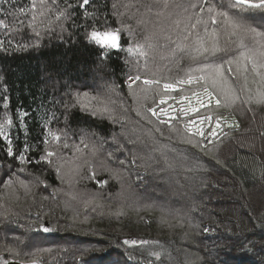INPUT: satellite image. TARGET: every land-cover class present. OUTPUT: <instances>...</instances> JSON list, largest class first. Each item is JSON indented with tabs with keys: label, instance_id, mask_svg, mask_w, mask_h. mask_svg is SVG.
Segmentation results:
<instances>
[{
	"label": "snow or ice",
	"instance_id": "obj_1",
	"mask_svg": "<svg viewBox=\"0 0 264 264\" xmlns=\"http://www.w3.org/2000/svg\"><path fill=\"white\" fill-rule=\"evenodd\" d=\"M0 16L4 17L0 19L3 37L0 54L5 56L38 49L45 37L50 40L55 34L66 45L81 39L90 51L99 53L101 61L122 52L134 57L136 74L127 75L125 84L127 95L135 104L132 111L138 118L135 121L130 118V108L115 83H105L94 92L69 86L59 99L48 101L53 105L51 109L41 105L44 131L40 141L33 145L25 139L23 147L14 151L10 132L13 128H23L27 136L24 120L29 113L16 109L14 122L7 85L3 84L5 78L0 75V84L5 89L0 106V137L6 142L5 155L19 164L18 168L3 165L8 171L0 180V227L23 230V236L0 238V264H39L41 254L51 249L36 247L29 232L52 231L51 221L61 219L59 212H71L65 223L70 221L73 226L88 220L87 215L80 219L81 207L86 212L95 213L98 209L102 212L106 205L101 198H113V193L107 192L109 180L119 183L115 197L131 205L139 204L141 197L131 187V175L138 185L145 183L146 178L155 179L173 191L179 207L163 198L143 205V210L160 213L157 220L162 226L187 228L186 239L192 230L214 231L211 226L201 228L193 222L194 214L200 213L203 206L200 202L203 196L198 197L197 193L210 186L205 179L209 170L204 161L226 167L217 158L219 147L232 129L239 128V121L229 122L220 110L239 108L255 115L254 108H264V0H151L147 3L144 0H28V3L0 0ZM151 17H155V22ZM125 19L135 20L137 26L144 27L142 43L136 41L132 25L124 23ZM254 20L259 23L250 22ZM25 33L28 39H24ZM123 36L128 38L127 47L122 43ZM160 49L166 50L171 62L163 71L170 73L174 67L183 72L182 77L162 76L160 68L153 70L149 66V54ZM173 79L174 82L162 83ZM185 86L190 91H185ZM178 87L185 94L179 96L180 106L174 108L168 101L176 100L172 92ZM149 100L152 106L148 105ZM56 108L63 114L62 129L51 127L61 120ZM74 111L118 124L121 130L106 140L95 132L72 129L69 121ZM93 137L94 141L86 142ZM109 141L113 148L105 147ZM53 147L56 150H51ZM34 149L37 150L35 157L29 155ZM65 150L72 153L71 158L65 155ZM213 152L217 155H210ZM117 154L123 158L118 159ZM33 164H44L54 171L62 187L52 189L39 176L27 172V166ZM112 164L118 166L112 167ZM177 173L183 174L184 183H179ZM24 174L30 179H23ZM101 174H107L108 179ZM260 179L264 180V168L260 170ZM88 182L94 183L97 190L90 191ZM65 184L76 190L65 192ZM41 186L51 191L49 196L37 199L36 190ZM77 186L81 187L77 189ZM59 193L66 197L62 206L57 200ZM29 198L31 203L25 206L22 200ZM32 208L38 210L33 213ZM111 214L123 216L125 213L120 208ZM33 220L40 222L38 229L33 227ZM153 243L124 238L121 254L126 261H131L127 246ZM89 250L80 251L83 254ZM162 254V251H153L150 256L159 260ZM135 264H144V260L137 259ZM185 264H203V261L195 253H189Z\"/></svg>",
	"mask_w": 264,
	"mask_h": 264
},
{
	"label": "trees",
	"instance_id": "obj_2",
	"mask_svg": "<svg viewBox=\"0 0 264 264\" xmlns=\"http://www.w3.org/2000/svg\"><path fill=\"white\" fill-rule=\"evenodd\" d=\"M74 2V0H70ZM144 2H151V0H144ZM23 3H28V0H23ZM91 10V9H89ZM0 19H4L0 16ZM148 19V18H146ZM155 22V17L150 18ZM79 22V21H78ZM124 23L131 24L134 30L136 41L143 42L145 29L137 26L135 20L125 19ZM255 24L259 21L255 20ZM71 31V28H69ZM0 38H3L0 36ZM24 39H28V34L25 33ZM67 39V36H65ZM122 43L125 47L128 44L127 36L122 37ZM149 66L155 70L160 68L162 76H171L179 78L183 76V72L172 68V71H163L165 65L171 66V62L167 57V52L164 49L157 50L149 54ZM154 57V62H153ZM127 60V63L124 61ZM140 63H143L141 59ZM136 60L130 57L127 53H120L118 56H113L107 61L99 59V53L90 51L86 44L77 39L75 43L69 42L68 45L60 42L57 35L53 34L49 40L45 37L42 46L35 50L28 52L13 54L5 56L0 54V75L4 76L3 84L7 85V95L10 99V111L13 114L14 122L16 120V109L23 112H28L29 117L25 118L24 123L27 125V136L25 129L13 128L10 132V138L13 139L14 151L23 147L25 139L29 144H36L40 141L43 135V128L40 117L43 115L41 105L46 109H51L52 104H49L50 99H59L61 95L70 86L73 89L96 91L100 89L105 83H115L120 86V91L124 96V103L130 108V118L135 121L138 118L132 109L135 104L131 97L127 95V86L125 84V77L129 74L135 75ZM186 65H182L185 67ZM130 69H133L131 72ZM151 78V77H149ZM163 82H174L173 80H162ZM3 84H0V106L3 104V96L5 89ZM185 91H190L188 86H185ZM185 93L180 91L178 87L172 92L176 97L175 101H168L173 107H179V96ZM148 105L152 106V101H148ZM254 108L253 115L251 112L241 111L237 109H221L220 114L227 117L229 122L239 121V128L232 129L228 138L223 139V143L219 147L218 159L223 160L226 167H221L215 164L204 161L209 172L205 179L209 182V187L206 190L202 189L203 200L201 212L194 214V223L204 226H211L214 231L203 233L192 230L188 236L191 242L182 244L181 236L183 233H173L174 237H165L159 240L157 238L153 241V249H146L147 246L138 250H127V256L131 257L130 264H135V260L143 259L144 264H170L175 262L178 258L180 263L183 262V257L189 253H195L202 258L203 264H264V204L258 206V202H254L252 194L255 190L259 191L261 198L264 199V180L260 179V170L264 168V115L260 110ZM2 111V108H0ZM56 111L61 116L60 122L51 125L53 129L64 128L63 114L59 108ZM70 126L72 129H85L88 132H95L100 137L106 140L112 133L120 132V125H113L107 120H96L78 111H74L70 117ZM225 132L229 129L225 128ZM78 134V133H77ZM95 140H86L91 143ZM71 144V141H69ZM126 147H130L125 145ZM106 148H113L111 141L105 145ZM6 142L0 137V180L5 178V172L8 171L3 165H12L18 168L19 164L15 163L11 158L5 155ZM42 151V148L40 149ZM51 150H56L53 147ZM36 149L29 153L35 157ZM65 155L72 157L70 151L65 150ZM123 158V156L121 155ZM235 164V166H233ZM27 172L36 174L41 180L46 181L52 186V189H59L61 186L59 180L56 178L54 171L50 170L46 165L39 166L33 164L27 166ZM242 173H244L242 175ZM102 178L108 179L107 174H101ZM183 180V174L180 175ZM23 179H30L26 174L22 175ZM101 178V177H98ZM132 189L141 197V201L137 205H131L130 202L121 201L115 197V193L119 191V183L109 180L107 192L113 193V198L108 199L106 196L103 201L109 209V205H121L137 209L143 207L145 203L152 200L161 201V199L168 200L167 195H172L173 191L161 186L164 190H157L152 192L150 199L145 200L146 192L148 191V184H137L135 176L129 177ZM175 186V185H173ZM65 192L76 189H69L65 184ZM81 186H77V189ZM87 188L90 191H96V186L92 182H88ZM51 189L44 190L41 186L36 190L37 199L41 196H49ZM65 195L59 193L57 200L63 204ZM22 203H31L29 198ZM173 205V204H172ZM52 207L53 205L48 204ZM105 207V208H107ZM260 208L262 210L260 211ZM38 209L32 208L33 213ZM81 216L87 215L98 220L96 215L99 209L93 213L90 210L87 212L81 207ZM61 219L52 220V231L44 233L42 231H31L29 236L32 243L36 247L50 248L51 252L43 253L39 257V264H96L92 260L94 251H88L81 254L82 249L87 248L85 239H90L89 245L97 243L95 240H101L112 234L108 230L93 229L97 226H102L101 222H94L90 224H79L77 227L72 226L71 222L65 223V218L70 215V212H59ZM80 216V217H81ZM24 217L21 218V223H24ZM40 222L33 220V227L38 229ZM83 226V227H82ZM27 228V225H25ZM89 231H94L95 235H86ZM108 231V232H106ZM23 236L22 229L10 230V227H0V238ZM80 239H82L83 247H80ZM118 245L121 244V238H118ZM159 240V241H158ZM173 240V241H172ZM151 241V240H150ZM159 242V244L155 242ZM9 242H11L9 240ZM197 244V245H196ZM104 242L100 246H105ZM161 245L163 248H161ZM99 246V247H100ZM185 247V248H184ZM165 251L159 260L150 256L153 251ZM187 251H186V250ZM34 250V249H33ZM183 252L184 255L180 254ZM113 255V261H107L108 264H126L125 256L122 251H109ZM173 253H176L173 254ZM170 254V255H169Z\"/></svg>",
	"mask_w": 264,
	"mask_h": 264
},
{
	"label": "rangeland",
	"instance_id": "obj_3",
	"mask_svg": "<svg viewBox=\"0 0 264 264\" xmlns=\"http://www.w3.org/2000/svg\"><path fill=\"white\" fill-rule=\"evenodd\" d=\"M254 21H250V22L255 24ZM163 58L167 59V57H163ZM257 109L260 110L262 112V114L264 115V108L257 107ZM121 142H123V141H121ZM210 155H217V154L215 152H213ZM117 158L122 159L120 154H117ZM117 166L118 165H116V164H112V167H117ZM180 175H182V173H177L176 178L179 181V183H184V181L181 179ZM132 176H134V175H131L130 177H132ZM145 182H146V184L149 185L147 187L148 191L146 192V196H149V197L152 196L153 190L154 191H157L159 189L164 190V188H161L162 184L160 183L159 180L146 178ZM173 188L175 189V191H179V189L175 188V186H173ZM164 194L168 197L167 201L169 203L173 204V206H175V207L180 206V204L177 203V198L175 195H173V194L167 195L165 191H164ZM201 194H202V190L199 193H197V196L199 197ZM252 198H253L254 202H256V203L258 202V206H261L262 204H264V199L261 198L259 191L255 190V192L252 194ZM101 199H102V201H104L105 197H102ZM148 203H150V202H148ZM120 208H122L124 210L125 214L123 216H116V215L111 214V213L116 212V210L120 209ZM137 209H132L130 207H124V206H122V203H121V205L111 204V205H109V209H108V207L104 208L102 212H101V210H99L98 214L96 215V217H98V220H93V218L88 217V220L85 223H83V225H85V224L92 225L94 222H96V223L101 222L102 226H100V225L97 227L93 226V229L95 228L98 230H103L102 229V227H103L104 229L108 230L109 232H112V234L106 233V235H109L108 237H105L101 240H95V241H97V243H95L94 245H89V243L91 242L90 239H87V238L85 239V244L88 245V249H90L91 252L94 251L93 255H91V256H92V260L96 264H108V262H107L108 260L110 262L113 260H116V259H113V255L111 253H109V251H111V252L114 250H118V252L123 251L121 244L118 245V243H117V241L119 240L118 238H121V240L124 238H134V239H138V240L155 241L157 238H159V240H160L161 237L162 238H165L167 236L174 237L173 233H175V234L183 233L184 234L186 231H189L187 228L170 229L167 226H162L157 220V218L160 215V213L158 211L143 210V207L142 208L139 207V209H140L139 211ZM261 210H262V208H260V211ZM70 215H71V212H70ZM83 218H84V216L80 217V219H83ZM145 221H148V222H145ZM77 225L79 226V224H77ZM77 225H75V227H77ZM108 231H106V232H108ZM181 241H182V244L191 242V240H189L188 237L186 239L184 235L181 236ZM104 242L106 243V245L100 246ZM79 245H80V247H83L82 239H80ZM144 246L145 245L127 246V248H128V250H133L135 248H137L138 250H141V248ZM146 249H148V250L153 249V245L147 246ZM156 251H162V250L156 249ZM164 252L165 251H162V253H164ZM179 253L184 255V253L181 251H179ZM173 254L176 255V253H173ZM191 258L195 259V256H193ZM185 259H186V256L183 257L184 261L180 263V260L177 258L175 260V262L171 261L170 264H185ZM126 264H130L129 261H127Z\"/></svg>",
	"mask_w": 264,
	"mask_h": 264
}]
</instances>
